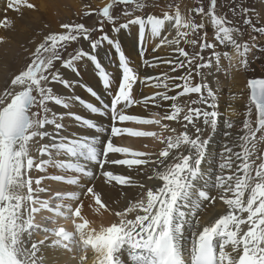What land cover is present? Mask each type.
I'll return each instance as SVG.
<instances>
[{
  "label": "snow or ice",
  "instance_id": "obj_1",
  "mask_svg": "<svg viewBox=\"0 0 264 264\" xmlns=\"http://www.w3.org/2000/svg\"><path fill=\"white\" fill-rule=\"evenodd\" d=\"M121 5L122 14L118 15ZM130 5L133 7L129 10ZM145 7L143 0H108L95 10L97 23H61V30L44 36L34 50L22 46L29 52L30 62L14 74L0 94V264H44L41 246L45 240L33 239L42 227L36 216L43 213L49 214L44 217L45 223L52 225H58L59 218L78 217L82 221L72 220L74 232L63 226L43 227L48 234L46 239L51 241L47 247L71 251L73 246L82 244L94 251L93 264H264V155L257 151L264 135L259 140L256 135L264 132V78L248 80L250 101L242 128L236 133L227 131L234 129V123L225 121L227 130L223 135L231 139L223 141L221 150L214 154L210 142L218 131L221 114L217 92L201 71L212 68L213 63L219 69L222 57L233 68L247 69L252 50L264 52V46L252 34L264 35V26H258L259 15L242 4L237 5L238 11L232 9L244 17L243 24L247 26L249 39L242 41L244 31L226 16L217 14V0H210L207 10L203 5L193 9L202 17L201 22L182 14L179 6L162 16L136 14ZM7 8L19 12L21 8L36 9V5L30 0H7ZM204 20L210 23L215 42H209L207 32L199 35L206 27ZM11 26L7 17L0 22L2 28ZM136 26L141 55L147 51V42L160 38L153 51L167 45L176 57L143 59L141 66H132L121 40ZM165 32L168 34L162 35ZM73 42L80 47L65 59L64 53ZM83 42L87 48L82 47ZM6 43L7 37L0 36V45ZM197 44L198 52L190 54L185 50V46ZM105 45L118 54V83L99 59V50ZM218 45L230 47L235 55L217 51ZM206 49L211 50V55L205 61L202 53ZM233 60L237 62L232 64ZM56 62H60L64 72L56 67ZM85 64L93 66L109 102L78 78ZM161 64L168 67L159 75H140L141 67L157 69ZM182 69L181 74L173 75ZM197 77L199 82H194ZM138 82L142 87L162 90L137 97ZM55 85H61L65 92L55 91ZM76 88H84L100 106L74 91L68 92ZM191 94H197L198 99L190 104L178 102ZM165 102H169L167 109ZM76 103L90 114L107 116L108 127L91 116L73 113ZM195 104L207 107L190 106ZM50 105L65 111L58 113ZM137 105L145 110L155 106L163 110V115L153 112V118H146L127 114ZM66 118L93 134L70 132L71 126L64 123ZM162 121H175L183 131L177 132L176 127ZM123 122L157 125L171 134L162 136L117 126ZM201 122L203 127L199 126ZM206 129L210 134L204 138ZM125 133L155 137L164 148L149 153L117 146L114 138ZM110 154H121L123 158H111ZM61 156L70 159H58ZM113 165L135 171L137 178L117 174ZM53 169L71 175L50 174ZM141 174L143 179L139 178ZM98 180L104 185L136 191L125 196L122 209L112 210L102 191L97 190ZM46 181L78 190L54 191ZM152 181L156 183H147ZM211 191L216 194L210 196ZM82 196L98 209L111 210L115 222L99 229L91 227L81 214ZM217 200L226 206L225 214L202 227L197 212L205 202ZM76 202H80L79 206L74 207Z\"/></svg>",
  "mask_w": 264,
  "mask_h": 264
},
{
  "label": "bare ground",
  "instance_id": "obj_2",
  "mask_svg": "<svg viewBox=\"0 0 264 264\" xmlns=\"http://www.w3.org/2000/svg\"><path fill=\"white\" fill-rule=\"evenodd\" d=\"M91 4L93 6L103 7L108 0H30L31 3L36 5V9H28L21 8L19 12L10 10L7 8V0H0V22H3L4 18L7 17L12 21V26L8 29L0 27V36L7 37V43L0 45V94L8 87L11 78L14 74H17L22 67H24L29 61V52L24 51V47H27L29 50H34L38 43H40L44 36L52 33L60 31L59 25L61 23L71 22L74 18L81 17L82 8L84 2ZM179 3L176 6H179L182 14L190 15L194 18L195 12L193 9L196 8L195 2L196 0H177ZM219 4V3H218ZM146 7L143 12H137V15H146V14H154L158 16H162L165 11L174 12L176 6L169 7L170 2L166 0H152L145 3ZM218 6V5H217ZM253 6V7H252ZM251 10H254L255 13L259 15V24L258 26H264V0H255L250 6ZM148 9V13L146 12ZM122 14V13H121ZM202 20V18H201ZM205 21V20H204ZM80 22V21H78ZM256 19L254 18V23H256ZM97 23V18L92 19L86 26H91ZM247 26L243 25L241 28L244 31V36L241 37V40H248L249 33L246 30ZM168 34L167 32L162 35ZM257 36V43L261 46H264V35H259L256 33H252ZM174 35V31H173ZM169 39L172 36L168 37ZM196 38V37H192ZM34 41V42H32ZM209 42L214 41V35ZM122 50L125 51V54L129 57L132 62V66L139 67L142 65L143 59H165V58H175L176 53L172 51V48L167 45H162L155 52L153 49L157 44L160 43V38H156L151 42L146 43L147 51L141 55V52L138 48V26L133 27L131 31L127 35L122 36ZM218 43V42H217ZM75 46V47H74ZM183 46V45H182ZM80 46L77 43L70 47V50L67 54L64 55V58L67 59L69 54H74L75 51L79 49ZM82 47L87 48V43L83 42ZM191 45L185 46V50L192 53ZM217 51H228L231 54L235 55L234 51L230 47H224L218 45ZM203 55V54H202ZM207 54H205L206 56ZM99 59L102 62V65L106 68L107 71L111 72L114 76V81L118 83L120 77V70L118 67V57L115 54V50L108 47L102 46L99 50ZM248 59L250 61L249 67L247 69L239 68L235 69L236 75H232L228 77V80H232L237 89H241L242 93H227L226 85L230 84V81L227 80V74L221 72V69L224 67V64L227 59H221V66L219 69L215 67V63H213L212 68L202 69L201 71L206 76V82L213 88L214 91L217 92L218 95V111L220 112V122L217 133L213 136L212 141L210 142V150L213 151L214 154L218 153L221 150L222 142L228 139L230 141L231 138H225L223 133L227 129L224 126V122L231 120L234 123V129L227 130L232 131L234 133L238 132L240 128H242V123L246 119V112L250 101V90L247 87V82L249 78L256 77H264V52L257 51L253 49L249 54ZM207 58H205V61ZM56 67L60 68L61 72L65 70L61 67L60 62H56ZM166 65L161 64L160 68L151 69L147 67L140 68V75L145 76H155L159 75V73L165 69ZM184 70H179L177 73H173V75H179ZM254 71V73H252ZM263 72V73H262ZM81 81L87 82L88 86H92L94 90L98 92L99 95L105 100V102H109V97L104 93L102 88V82L98 79V74L93 71V66L90 64H85L82 66L80 71V76L78 77ZM194 82H199V77L196 78ZM54 90L59 92H65L61 85H55ZM157 90L151 86H141L139 82L136 86V95L140 97L142 95H151ZM74 91L75 94L81 96L86 101H91L97 106L99 102L92 98L89 94L86 93L84 88H76L74 90H68V92ZM180 89H176V92H179ZM67 94V93H66ZM174 94V93H170ZM197 100L198 95L194 98L192 96L181 97L179 99V103L181 104H190L189 101ZM169 102H165V109H167V105ZM191 106V105H190ZM201 107H207L206 105H200ZM53 107L55 111L58 113L65 111L60 106L50 105ZM73 113L80 114L85 117L91 116L97 122H103L105 127H108L109 118L107 116L101 117L99 115L90 114L83 106L76 103L72 108ZM153 112H159L160 115H163L162 109H157L155 106H151L150 110H145L141 106H133L132 108L127 110V114H134L144 116L146 118H151V114ZM226 116V117H225ZM252 119L255 120V108L253 106V116ZM64 123L69 124L71 127L69 128L70 132L83 133L87 135H92L93 133L87 129H83L81 126L75 124V122L71 118H66ZM133 122H123L118 123V127H129ZM162 123H167L170 127H176L177 132L182 131V126L177 124L175 121H163ZM202 126V122L199 124ZM255 127V124L253 125ZM153 125H145L142 128V131H152ZM130 128V127H129ZM159 130H161L162 136H167L171 134L168 131L163 130L160 126H158ZM191 129V127H189ZM192 133H194V129H191ZM191 133V132H190ZM260 132H258L257 140H259L258 136ZM210 134V130L206 129L204 138ZM114 143L117 146L128 147L133 151H143L149 153H157L160 150H163L164 144L160 142V145L155 144V142H151V139L144 137H134L128 134H121L120 136L114 138ZM159 143V142H158ZM260 144V143H259ZM130 146V147H129ZM239 150V149H236ZM257 151L259 153V147L257 145ZM262 155V154H260ZM116 154H110L111 158H121ZM61 160H67V157L61 156L58 157ZM112 170H114L117 174H125L131 175L133 178L136 177V173L133 170H128L124 166L113 165ZM61 170H51L50 174H60ZM140 179H143V174H141ZM46 183L50 186V188L54 191H77L78 189L68 186L66 184L56 182V181H46ZM149 184L156 183L155 181L147 182ZM97 190L102 191L103 199L108 203L110 209L112 210H120L124 207L125 196H131L136 191L133 188L126 186H108L104 185L101 181H96ZM215 191L210 192V196L215 195ZM81 201L83 203L82 208V216L90 221V226L99 229L101 226H108L110 223L115 222L116 218L112 214V211H104L102 209H98V207L94 204L93 201L86 197H81ZM77 203V202H76ZM74 203L75 206H79V204ZM80 203V202H79ZM226 206L223 201L217 200L215 203L211 201L205 202L202 205V209L197 212V217L201 221V226H205L214 222L215 219L219 218L220 215L225 214ZM49 215V214H48ZM45 215L37 216L38 220H43ZM80 223L82 221L79 219ZM67 221L63 218L58 219L59 225H66ZM33 239L39 241L44 240L41 237L34 235ZM51 241H45V245L41 246L44 256V264H77L75 258L72 257L69 252H66L62 247H47L50 245ZM75 255V253H72Z\"/></svg>",
  "mask_w": 264,
  "mask_h": 264
},
{
  "label": "rangeland",
  "instance_id": "obj_3",
  "mask_svg": "<svg viewBox=\"0 0 264 264\" xmlns=\"http://www.w3.org/2000/svg\"><path fill=\"white\" fill-rule=\"evenodd\" d=\"M148 1H152V0H148ZM166 1H169L171 6H176L179 3L177 0H166ZM146 2H147V0H143V3H146ZM253 2H255V0H217V5H218L217 6V14L218 15L226 16V18L228 20L232 21L234 25H236V26H238L240 28H243V25H244L243 24L244 17L243 16L236 15V13L232 11V9H237V5H241V4H242L243 7L252 9V8H250V6H251V4ZM209 3H210V0H197V6H196V2H195V6L197 8V7H200L201 5H203L205 7V9L207 10V7H208ZM123 7L124 6L121 5V6H119L117 8L118 15L121 14V11L120 10L123 9ZM128 7H129V10H130L133 6L130 5ZM99 8H101V7L100 6L97 7V6H93L91 4H88V1H87V3L84 2L83 8H82V11H83L82 14L83 15L81 17H79V18L78 17L77 18H74L71 22H78V21H80V22H83V23H85L87 25L89 22L92 21V19H94V17H95V19L97 18L96 11L95 10H97ZM148 11L149 10L146 9V12L147 13H148ZM237 11H238V9H237ZM86 12H89L91 14L85 16L84 14ZM193 16H194L193 19L196 22H201L202 21L201 20L202 17L199 14L195 13ZM204 22H205L206 27H205L204 30H202L199 33V35L202 36L204 34V32H207L208 33V36H209V39H211L213 37V35H214L213 34V29H212L210 23L207 20H205ZM165 35H167V34H165ZM75 44L76 43L74 42V45ZM71 46H72V43L69 45V47H68L67 51L64 53V55L69 52ZM191 50H192V53L193 52H198L199 51V44H197L195 47L192 46L191 47ZM115 54L118 57V54L116 52H115ZM202 54L204 55L205 58H208L211 55V50H207L206 49ZM205 54H207V55L205 56ZM28 62H30V61H28ZM236 62H237L236 60H233L232 61V64H235ZM221 72H224V73L227 74V80H228V77H230L232 75H236L235 69L229 64L228 60H226V62L224 64V67L221 69ZM252 73H254V71ZM228 81H230V84L229 85H226V91H227V93H232V94L233 93H242V90L241 89H237L236 86H235V84H234V82L232 80L229 79ZM191 96H192V98H194L196 96V94H191ZM189 103H190V101H189ZM191 106L192 107H196V106L201 107L199 104H195V105H191ZM158 118H160V117H158ZM189 131L191 132V129H189ZM154 132L157 133L158 135H164L163 133L161 134L160 133L161 131L159 129H157V128H156V130ZM263 135H264V132H263ZM149 139H151V142H153V143L155 142V144H157V146H158V144L160 145V141L157 140L155 137H150ZM259 151H260V153L262 155L264 154V142H260Z\"/></svg>",
  "mask_w": 264,
  "mask_h": 264
},
{
  "label": "water",
  "instance_id": "obj_4",
  "mask_svg": "<svg viewBox=\"0 0 264 264\" xmlns=\"http://www.w3.org/2000/svg\"><path fill=\"white\" fill-rule=\"evenodd\" d=\"M256 78H264V77H256ZM249 79H251V78H249ZM249 79H248V80H249Z\"/></svg>",
  "mask_w": 264,
  "mask_h": 264
}]
</instances>
